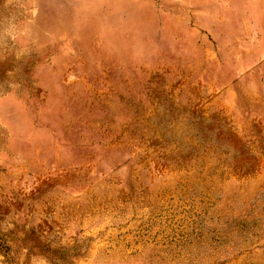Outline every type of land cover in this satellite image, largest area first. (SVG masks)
<instances>
[{"label":"rangeland","instance_id":"374dc122","mask_svg":"<svg viewBox=\"0 0 264 264\" xmlns=\"http://www.w3.org/2000/svg\"><path fill=\"white\" fill-rule=\"evenodd\" d=\"M0 236V264H264V0H0Z\"/></svg>","mask_w":264,"mask_h":264},{"label":"trees","instance_id":"16d2710c","mask_svg":"<svg viewBox=\"0 0 264 264\" xmlns=\"http://www.w3.org/2000/svg\"><path fill=\"white\" fill-rule=\"evenodd\" d=\"M61 253H64L70 249L61 248L59 249ZM11 251L10 243L7 241L6 237L0 236V253L7 255ZM14 264H17L14 262Z\"/></svg>","mask_w":264,"mask_h":264}]
</instances>
